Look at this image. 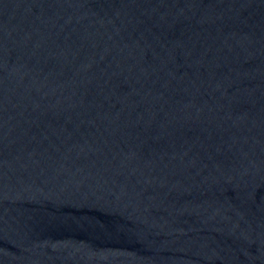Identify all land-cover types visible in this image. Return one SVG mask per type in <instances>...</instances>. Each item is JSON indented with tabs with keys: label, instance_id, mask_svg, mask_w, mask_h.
I'll use <instances>...</instances> for the list:
<instances>
[{
	"label": "water",
	"instance_id": "obj_1",
	"mask_svg": "<svg viewBox=\"0 0 264 264\" xmlns=\"http://www.w3.org/2000/svg\"><path fill=\"white\" fill-rule=\"evenodd\" d=\"M0 264H264V0H0Z\"/></svg>",
	"mask_w": 264,
	"mask_h": 264
}]
</instances>
